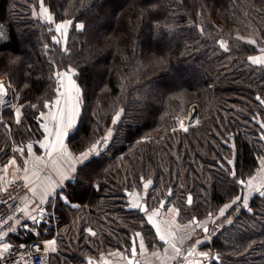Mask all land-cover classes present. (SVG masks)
<instances>
[{"label":"trees","instance_id":"1","mask_svg":"<svg viewBox=\"0 0 264 264\" xmlns=\"http://www.w3.org/2000/svg\"><path fill=\"white\" fill-rule=\"evenodd\" d=\"M39 1L0 0V77L15 82L24 103L19 123L0 106L1 161L12 155L10 142H24L19 136L41 137L38 112L53 99L61 70L74 69L81 89L76 128L66 138L70 148L78 152L93 135L115 129L109 145L77 166L63 187L78 206L59 200L56 219L62 222V211L76 238L73 230L57 232L63 257L51 253L47 264H90L89 257L129 244L136 231L147 246L159 245L125 195L145 181H152L144 191L147 206L167 197L165 205L178 206L184 221L215 214L238 195L237 181L254 173L263 152L264 66L249 56L262 47L264 0H41L52 22L32 15ZM66 20L72 24L63 46L53 39L54 24ZM191 105L200 123L170 132L172 116ZM237 208L206 244L221 255L212 264H264V195L250 198V211ZM88 226L95 235L83 232ZM45 227L47 237L54 233L44 222H25L10 238L41 239Z\"/></svg>","mask_w":264,"mask_h":264},{"label":"rangeland","instance_id":"2","mask_svg":"<svg viewBox=\"0 0 264 264\" xmlns=\"http://www.w3.org/2000/svg\"><path fill=\"white\" fill-rule=\"evenodd\" d=\"M42 7L43 8H46L42 4V2L40 0L39 1V6L37 8H35L34 6L31 7V13H32L33 16H36L37 15V16L41 17L42 20L48 21V20L45 19L44 15H42V13H41ZM48 14L51 15V13L49 11H48ZM52 21H53V19H52ZM56 24H58V23H55L54 24L55 27H56ZM79 24H77V25H79ZM68 29H69V26H68ZM67 32H68V30H67ZM56 33H57L58 39H60V41H61V44L64 46L65 43H66V40H64L61 37V34L60 33H58V32H56ZM0 37H2L1 31H0ZM263 40H264V37L261 39V44H262ZM64 71H67V70H61L59 72H64ZM72 79H73V76H72ZM0 82H2L4 84V86L6 87V93L5 94L4 93L3 94H0V106H1V108H5L6 107V109H8V111H9V114H10V112H12L13 113V116L15 115V117H16V109H20V116H21L22 115V109H23L24 103L21 104L19 102V90L17 88V85L15 84V82L11 81V79L7 75L1 76L0 77ZM56 82L57 83H56V88H55V95H54L53 99H51L50 101H47V103H48L49 106L48 107H45V104H44L43 109L38 112V114H40V115H38L39 118H38V123L37 124H38V128L42 131L41 137L40 138L38 137L37 139H35V138H28L26 135L19 136L18 137V140H22L24 142L23 143H20V144H19V142L15 141V140L12 141V142H10L11 149L13 150L12 155L9 158H7L5 161H1V159H0V166H2L3 169L4 168L7 169L6 172H7V178L8 179L9 178H13L15 176L16 177L17 176H19V177L22 176L23 177L25 175L27 176L28 173L34 167L40 168L39 169V173L40 174H46V173H48V171H50V172H56L59 169V166L60 165H63V164H65L63 167L66 168L65 172H64V170H62L63 171V174H67V173L70 174L71 173V169H72L73 166L75 167V171H76V167L79 166V165H81V163L78 161L77 158L80 156V154L82 152H85V151L89 150L91 148V146L94 143H96V141H98L102 137H104L109 130L112 131L113 135L115 133V129L114 128H112V127L106 128L105 131L101 134V136H98V135L95 136V135H93L92 136L93 138L90 137V139H92V142L90 144L84 146V148L81 149L80 151L76 152V151L72 150L70 148V146L67 144L66 138L76 128V124H77V121H78V118L77 117H79V114H80V108H79V114L75 117L74 127L71 128V129H69L68 130V135L64 137V145L65 146L67 145V147L69 149V150L67 149V151L71 154V158H69L67 156V158L65 160L58 159V160H61V161L55 163L54 160L57 159V158H55L56 156H54V155L59 154V153L54 152V153H52L51 156H48L47 155V151L48 150L46 148H44V147H41V143L42 142H45V137H46V134H47L44 131V128L41 125L47 124L48 127H50V126L53 127V125L56 124V122L51 119V114L57 111V106L54 104V101L57 99V95H58L57 94V88L60 87V85L58 84V80L57 79H56ZM61 91H63L62 88H61ZM64 106H65V104H64V98H61V104L59 105V107H64ZM192 107H195L196 108L194 115L191 114V108ZM42 113H43V115H41ZM181 114L182 115H174V116H172V120L174 121V123H172L171 124V127L169 128V131L170 132H173V131H184L183 128H181V126H180L181 125V122H183L184 128H186L187 130L189 129L190 126H193L195 124H199L200 123V117H199V114H198L197 107L195 105H191V106L185 108L182 111ZM259 123L262 125V124H264V121L259 119ZM23 129L25 130V128H23ZM262 129L264 130V128H262ZM27 134L33 135L30 131ZM113 135H112V137H113ZM112 137H111L109 143L111 142ZM141 140H148V137H143ZM29 144L32 145L31 154H29V152L27 150V146ZM232 146H233V155H232L233 156V159H232V161H234V152H235L234 142L232 143ZM101 147H103V146H101ZM17 148H23L24 149V152L21 153L19 151H15V149H17ZM104 149L105 148H103V150ZM59 155H61V154H59ZM92 156H97V155L94 154ZM36 157H41L42 158V161L41 162H37L36 159H35ZM13 159H15V166H13L12 164H10V161H12ZM26 160L29 161V163L27 165H25V163H24ZM262 161H264V139H263V152H262L261 156L259 157L258 166L256 167V169H255V171L253 173L255 176H256L257 170H259L260 164L262 165ZM73 162H75V163L73 164ZM69 165H72L71 168H70ZM25 167H27V172L24 171ZM75 171H73L72 173L74 174ZM250 179H251V177H248L245 180L247 182ZM147 182L148 181H145L144 184L147 183ZM261 188H263V189H261ZM261 188H260L259 191L252 190L251 191V194L252 193L253 194L255 193V195L256 194L264 195V194H262V193H264V186H261ZM146 190H145L144 186H142V187L139 186L137 188H132L131 191H130V193H129V195L126 196L128 205L132 201L133 202L134 201H137L139 204H141L142 202H144V199L141 198V195ZM249 191L250 190L247 187V183H246L245 186H241L238 195L244 196V195L248 194ZM249 200H250V196H249ZM249 200H248V203H249ZM231 201H229V202H227L225 204H229V203H231ZM133 202H132V204H133ZM74 204H77V203H74ZM225 204H223L219 208V210L221 208H223ZM67 205L69 206V204H67ZM146 205H147V203H146ZM238 205L240 207L241 206V203L238 202L232 208L228 209L226 211V213H225V216H223V217L219 216V210H218L215 213L214 217L206 216L205 218L200 219L199 220V223H201L202 225L210 226V227L212 226L213 228H215L217 226V224L214 223V222H217L220 225L223 224V223L225 224V223H227L228 221H230L233 218V215L238 214V212H239V208H237ZM77 206H78V204L75 207H77ZM71 207H73V206H71ZM130 207H131V204H130ZM132 208H135V207H132ZM169 208L170 209L171 208H176V209L179 210L178 214H174L175 218L177 219V225H176L177 227L179 225H181V223L193 225V223H191L192 222L191 219L186 218L185 221L182 220L183 218L181 217V210H180V208L178 206H175L171 202H169L168 204L164 205L163 208H159L158 206H152V207H148L147 206V212L144 213V218L151 225L152 229H154V232H155L156 236L158 237V238L156 237L157 239H159V236H158V234L156 232V224H160L162 221H164V219H161V216H163L164 213H165V211H167ZM136 209H138V208H136ZM231 209L233 210V213L232 214H227ZM156 210H158V213L159 214L154 217V220H155V224H154V223L148 221L147 217L149 215H151L153 211H156ZM61 217L62 218L65 217V214L62 211H61ZM62 218H61V221L62 222L59 223V225L61 224L60 225V229L57 232L59 233V232L62 231V232H64V235H65L66 232H71L73 230L72 233H73V237L75 239L76 238V233H75V229L72 226L71 221L69 220L68 223L64 225L63 224L64 223L63 222L64 220H62ZM45 224L48 225L47 222H45ZM211 224H213V225H211ZM89 227L90 226H88L86 228H83V232L90 233L88 231L90 229ZM217 228H218V226H217ZM47 230H48L47 227L42 228V231H41L42 234H41V236L43 238H41V239H46V237H47L46 236L47 235ZM76 231H77V229H76ZM174 231L175 232H173V233L175 234V239H173L171 243H175L176 247L179 249V253H178V256H177V260L179 258H182L186 254H191L192 253L191 244H195L197 242V240L200 241L201 243L204 242L202 244V246L198 248L199 253L197 255H200V259L202 260V261H200L199 264H205V262L208 261V259H205V256H201V253H203V252H205V251L208 250L207 255L210 256V257L212 256V254L214 252L213 249L210 248V247H209V249L206 248V244L209 242L211 236L213 235V232H210L211 231V228H209V230L207 232H204L203 229H202V226L201 227L194 226V230L193 231L191 230V228L189 229L190 235L188 236V239L187 240H184V241L181 239L180 236H178V234L180 235V231H176V229ZM138 233L140 234V236L139 237L137 236V239H138V241L140 243V239L143 238V236H142V232L141 231L138 232ZM67 238H69V237H67ZM143 242H144V239H143ZM166 244L167 243L165 241H161L159 239V245H156L155 244V246H153V244H151V246L149 247V245L146 246L145 245V242H144V245H145V248L146 249L143 250L142 252L144 254L146 251H148L149 253L151 252V254H153V251L158 250V252H160V251L162 252L163 256H167V252H168L169 255L173 254L174 253L173 252V249L171 247L168 248L167 247L168 245H166ZM140 252H141V249H140ZM44 260H45L44 264L45 263L47 264V262L50 261L49 260V257H48V254H45L44 253ZM173 264H175V263H173Z\"/></svg>","mask_w":264,"mask_h":264},{"label":"snow or ice","instance_id":"3","mask_svg":"<svg viewBox=\"0 0 264 264\" xmlns=\"http://www.w3.org/2000/svg\"><path fill=\"white\" fill-rule=\"evenodd\" d=\"M41 13L42 15H44L45 19L48 20L49 22L52 21V16L48 14V10L46 8L41 9ZM72 24V21L70 20H66L63 21L61 23L56 24L55 27V31L61 34V37L66 40L67 39V30H68V26ZM76 27L78 29H82L84 27V25L79 24L76 25ZM53 39L55 40L56 43H60V39H57L56 37H53ZM251 43H255V41H251ZM221 47H224L225 49L227 48V45L225 44V42H221ZM67 50V49H65ZM262 52H264V49L261 50ZM249 59L252 61L253 64H264V55L262 56H254V57H249ZM75 70L69 68L67 71L64 72H57L55 75L57 77L58 80V84L60 85V87L57 88V99L54 101V104L57 106V111L51 114V119L53 121L56 122V127L55 130L53 131L52 129H50L47 124H43L41 125L44 128V131L46 133H48V136L45 137V142L41 143V147L46 148L47 151V155L51 156L53 152L59 153L63 156H68L69 158H71V154L67 151L66 146L64 145V137L68 135V130L74 127L75 124V117L79 114V108H80V103H81V89L80 87L76 84V81L72 79V76L75 75ZM61 88L63 89V91H61ZM5 92L4 89V85L2 82H0V94H3ZM61 98H64V107H59V105L61 104ZM257 99H259V97H257ZM261 103H264V101H261ZM48 103H45V107H48ZM123 109H120L119 111L116 112L115 116L112 118V124L116 125L117 122L121 119V116L123 114ZM43 115V113L41 114ZM16 119L17 122L19 123L20 120V109H16ZM181 128H183L184 131H187L186 128H184L183 122H181ZM262 128H264V124L261 125ZM113 133L111 130H109L107 132V134L102 137L100 140L96 141V143H94L91 148L85 152H82L80 154V156L77 158L78 161L83 164L86 161L89 160V158L92 155H99L100 152L103 150V148H106L109 144V141L112 137ZM49 137H54V139L49 140ZM261 139H264V136L261 137ZM103 146V147H101ZM27 150L29 152V154H31V150H32V145L29 144L27 146ZM15 151H19L21 153L24 152L23 148H17L15 149ZM37 162H41L42 158L41 157H36L35 158ZM25 165H27L29 163V161H25L24 162ZM75 162H73L74 164ZM229 164L232 163L231 160L228 161ZM10 164L15 165V159H13L12 161H10ZM35 166V165H34ZM7 167V166H6ZM25 172H27V167H25L24 169ZM72 171H75V167H72ZM262 172H264V161H262ZM232 175L235 176V171H232ZM67 177L62 173L61 174V180L63 181L64 179H66ZM25 180H27V176L24 177ZM257 179V177H253L252 179L247 181V187L249 188V192L248 194L244 195V196H240L237 195L229 204H225L223 208H221L219 210V216L223 217L225 216V213L228 209L232 208L234 205H236L238 202L241 203L242 207L245 209H248L249 211L251 210L249 208V196L251 195V191L255 190V191H259L261 186H264L262 184H255L253 183V181H255ZM152 183L151 180H149L147 183L144 184V188L147 189L149 187V185ZM237 183H239L240 185H244L245 181L244 180H239L237 181ZM55 190V185H53L52 187H45L42 195H41V203L44 202L45 199L48 198V196ZM30 191L35 192V188L30 189ZM264 194V193H262ZM192 201L191 196L188 197V203L190 204ZM133 207L135 208H139L142 211H146V208H143L137 201H134L132 204ZM161 206H163V202H161ZM21 211L24 212L25 216H29V213L27 211V207H25L24 209H22ZM40 211L42 212L43 209H40ZM169 211L173 212L174 214H178L179 210L176 208H172L169 209ZM158 210L153 211L151 215H149L147 217L148 221L152 222L155 224V220L154 217L157 216ZM209 216H211V213L209 214ZM30 218L33 220L34 223H38L36 216H30ZM11 219V218H10ZM231 221H229L230 223ZM17 223H19V221H17ZM191 223H196L197 227H201L203 226V229L205 232L208 231L207 226L206 225H202L201 223L196 221V218H193V221ZM24 227H28L26 224L23 225ZM15 228L10 229L9 231H15ZM92 235H95L94 232L91 231V229L88 230ZM156 232L159 236V239L161 241H165L166 243L170 244V247L176 252L179 253V249L176 247L175 243H171V239H175V234L173 232L166 231L164 228L161 227L160 224H156ZM8 233L7 232H0V239H3L5 236H7ZM138 237L140 236L139 233L136 234ZM197 243H200V241H197ZM56 241L52 240V241H48L47 245L48 247L45 248V251H48L49 248L51 251H56V247H55ZM12 247V245L10 244H2L0 245V255H3L4 252H7L10 248ZM139 248L141 249V251H143L145 249V245L143 242V238L140 239V243H139ZM39 250V249H37ZM137 253V245L135 242H133L132 248H131V255L133 257L136 256ZM155 255V253H154ZM202 256H206L207 253H201ZM128 264H138V262H135L134 260H129Z\"/></svg>","mask_w":264,"mask_h":264},{"label":"crops","instance_id":"4","mask_svg":"<svg viewBox=\"0 0 264 264\" xmlns=\"http://www.w3.org/2000/svg\"><path fill=\"white\" fill-rule=\"evenodd\" d=\"M262 49H264V40L262 42V47H261L260 51L249 56V57L264 55V52L261 51ZM259 65L264 66V64H259ZM55 127H56V124L53 125V127L50 126L49 128L52 130H55ZM46 136H48V133L46 134ZM51 139H54V137H49V140H51ZM66 148L68 149L67 145H66ZM54 156H56L55 158H57L54 160L55 163L61 161L62 159L65 160L67 158V156H63V155H59V154H56ZM58 159H61V160H58ZM64 165L65 164L60 165L59 169L56 172L48 171V173H46V174H40L39 173L40 168L34 167L28 173V175H27L28 179L27 180L24 179V177L26 175L23 177L20 176L21 178L24 179V181L27 185V188L19 196L15 206L20 207L22 209L27 207V211L29 213V216H25V220L27 221V223L32 224L33 226L34 225L39 226L41 223L47 222L48 223L47 226L52 227L54 230V233L51 234L46 239H32V240H29L27 242L15 243L14 240H12L10 238V236L18 233V229L20 226H17V227H15V229H16L15 231H9L7 236H5L3 239H0V245L5 244V243L12 245V247L7 252H4L3 255L25 248V249H39V250L43 251V253L48 254V255L51 253H57L56 255H58L59 257H63V255L60 254L58 251V244H57V240H56V233L60 229L61 224L59 225L57 222V219H56L57 216H56V213L54 211V208L56 207V204L59 202V200L63 203L69 204L70 206H73V207H75L77 205L74 203H70L62 191L66 182L73 180L72 169H71L70 174H68V173L64 174L67 178L64 179L63 181L61 180V174L63 173L62 170H64V172L66 170V168L63 167ZM13 166H15V165H13ZM69 166L71 168L72 165H69ZM261 169H262V165L260 164L259 170H257L256 176L254 174H253V176H251V179L253 177H257V179L255 181H253L254 185L255 184H262V185L264 184V172H262ZM6 170H7L6 168L3 169L2 166H0V187L6 185L11 179L16 177L15 176L13 178L8 179ZM17 177H19V176H17ZM53 185H55V190L48 196L47 199L44 200L43 203H41V195H42L44 188L45 187H52ZM32 188H35V192L30 191V189H32ZM261 189H263V188H261ZM132 202L130 203L131 207H133ZM130 204H129V206H130ZM40 209H43V211L41 212ZM169 209L167 211H165L163 216H161V219H164V221H162L160 223L161 227L164 228L166 231L170 230L171 232H175L174 230L176 229V231H180V235L178 234V236H180L183 241L187 240L188 236L190 235L189 229L191 228V230L193 231L194 226H196V225L195 224L189 225V224L181 223V225H179L177 227L176 226L177 225V219L175 218L174 213L169 211ZM30 216H36L38 223H34L33 220L30 218ZM31 231L34 235H38L39 229L32 227ZM52 240L56 241V244H55L56 251L53 252L50 250V248L48 251H45V248L48 247L47 242L52 241ZM172 240L173 239H171V242H172ZM166 245H168L167 247L170 248L169 243H167ZM192 245L193 244H191V247H192ZM173 252L174 253L171 255H169L167 252V256H163L162 252L161 251L158 252V250L153 251V254H151V252L149 253L148 251H146L143 254V252L141 251L139 254V259L141 261V264H173V263H175V264H199L200 261H202L198 257H195V258L185 257V259L183 258L182 261L180 260L181 261L180 262V261H178L179 259L177 260L178 253H176L174 250H173ZM154 253H155V255H154ZM3 255H0V257ZM100 262H101V264H125V260L123 259L122 252L119 248H113V249L109 250L108 252H106L104 255H102L100 257Z\"/></svg>","mask_w":264,"mask_h":264},{"label":"built area","instance_id":"5","mask_svg":"<svg viewBox=\"0 0 264 264\" xmlns=\"http://www.w3.org/2000/svg\"><path fill=\"white\" fill-rule=\"evenodd\" d=\"M26 188L27 185L21 177H15L0 187V232L8 233L10 229L26 222L22 208L15 206L17 199ZM44 262L43 251L37 249L23 248L0 257V264H44Z\"/></svg>","mask_w":264,"mask_h":264},{"label":"flooded vegetation","instance_id":"6","mask_svg":"<svg viewBox=\"0 0 264 264\" xmlns=\"http://www.w3.org/2000/svg\"><path fill=\"white\" fill-rule=\"evenodd\" d=\"M253 175V174H252ZM251 175V176H252ZM250 176V177H251ZM246 180H245V184L244 185H241V186H245L246 185ZM146 190V189H145ZM125 192H129L130 193V191H125ZM129 193H128V195H129ZM125 195H126V193H125ZM128 195H126V196H128ZM143 195L145 196V193H142V195H141V198L142 199H144V202H145V198H143ZM169 195V194H168ZM253 195H255V193L253 194H251L250 195V198L253 196ZM187 198H188V196H187ZM192 198V197H191ZM164 199V198H163ZM166 200H165V203H166V201H167V197L165 198ZM161 202V201H160ZM160 202H159V204H160ZM165 203L163 204V206L162 207H160L159 206V204H158V207L159 208H163L164 207V205H165ZM145 204H146V202H145ZM189 204V203H188ZM129 206V205H128ZM130 207V206H129ZM130 208H132V207H130ZM139 209V208H138ZM139 211H140V209H139ZM147 212V205H146V211H144V212H141L143 215H144V213H146ZM214 215L215 214H212L211 216H209V217H214ZM192 221H193V218L191 219ZM197 222H199V220H196ZM214 223H216L217 225H218V223L217 222H214ZM193 224H195L196 225V223H193ZM211 225H213V224H211ZM209 228H211V231L210 232H213V230L216 228H213L212 226L210 227V226H207V229L209 230ZM202 229H203V226H202ZM203 231H204V229H203ZM138 232H140V231H136L134 234H132L131 235V237H134L135 238V243H136V245H137V253H136V258L140 261V259H139V254H140V248H139V241H138V239H137V233ZM205 232V231H204ZM143 236V235H142ZM144 239V238H143ZM211 239V238H210ZM198 241V240H197ZM144 242H145V239H144ZM201 243V242H200ZM200 243H195V244H193L192 245V253L191 254H186V255H184L182 258H184L185 259V257H187V258H195V257H198V258H200V255H197L198 253H199V250H198V248L199 247H201L202 246V244L204 243V242H202L201 244ZM145 245L147 246V244H146V242H145ZM123 246V247H122ZM130 247H131V238H130V241H129V244H120V245H118L117 247H115V248H119L120 250H121V252H122V255L124 256L125 254H129L130 253ZM206 248H208L209 249V247L207 246ZM113 249V248H112ZM111 250V249H110ZM109 250H107V251H102V252H100L99 254H98V256L97 257H94V256H92V257H89V258H91L92 260H91V263L93 262V260H95V261H97V263H99V264H101V262H100V257L102 256V255H104L106 252H108ZM195 251V252H194ZM213 254H212V256L210 257V256H208V255H206L205 256V259H208V261H206L205 262V264L207 263V262H209L210 264H212V262H215L214 260H213V255L214 254H218V253H216L215 252V250L213 249ZM203 253H208V250L207 251H205V252H203ZM202 256V255H201ZM219 256H220V259H221V255L219 254ZM181 257V256H180ZM182 258H179V261L180 260H182ZM124 259V258H123ZM220 259H219V261H220ZM89 260V259H88ZM140 263H141V261H140Z\"/></svg>","mask_w":264,"mask_h":264},{"label":"water","instance_id":"7","mask_svg":"<svg viewBox=\"0 0 264 264\" xmlns=\"http://www.w3.org/2000/svg\"><path fill=\"white\" fill-rule=\"evenodd\" d=\"M3 85H4V84H3ZM4 89H5V92H4V94H5V93H6V87H5V86H4ZM195 110H196L195 107H192V108H191V114H192V115L195 114ZM170 192H171V190H168V194H170ZM125 193H126V195H128L129 192H125ZM189 196H190V195H189ZM189 196H188V197H189ZM143 198H145L144 195H143ZM165 200H166V199L164 198V199L161 200V202H163V204H164V203H165ZM161 202H160V204H159L160 207H162V206H161ZM187 203H188V198H187ZM140 205H141L143 208H146V204H145V202H142ZM140 212H144V211H142V210L140 209ZM133 242H135V238H134V237H131L130 253H129V254H125V255L123 256V258H124V260H125V264H128V261H129V260H134L135 262H138V264H141L140 261H139L136 257H133V256L131 255V248H132ZM122 247H123V246H122ZM219 259H220L219 254H214V255H213V260H214L215 262H219ZM90 264H99V263H97V261L93 260V262H92V263L90 262ZM206 264H210V263L207 262Z\"/></svg>","mask_w":264,"mask_h":264}]
</instances>
